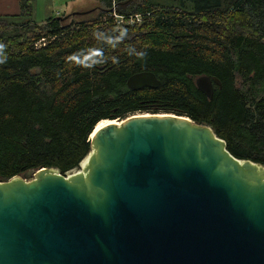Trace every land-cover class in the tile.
<instances>
[{
    "label": "trees",
    "instance_id": "1",
    "mask_svg": "<svg viewBox=\"0 0 264 264\" xmlns=\"http://www.w3.org/2000/svg\"><path fill=\"white\" fill-rule=\"evenodd\" d=\"M20 2V19L0 17V182L65 176L101 122L142 113L207 125L234 158L264 166V0H101L105 11L69 26L37 24L33 0ZM114 14L141 24L118 30ZM139 73L159 87L130 90ZM199 76L222 84L211 101Z\"/></svg>",
    "mask_w": 264,
    "mask_h": 264
},
{
    "label": "water",
    "instance_id": "2",
    "mask_svg": "<svg viewBox=\"0 0 264 264\" xmlns=\"http://www.w3.org/2000/svg\"><path fill=\"white\" fill-rule=\"evenodd\" d=\"M194 84L209 101L222 89ZM159 85L151 73L127 81ZM108 122L81 172L0 182V264H264V166L186 117Z\"/></svg>",
    "mask_w": 264,
    "mask_h": 264
},
{
    "label": "rangeland",
    "instance_id": "3",
    "mask_svg": "<svg viewBox=\"0 0 264 264\" xmlns=\"http://www.w3.org/2000/svg\"><path fill=\"white\" fill-rule=\"evenodd\" d=\"M151 1L156 4L168 5L172 3L174 4V2L177 0ZM102 10L105 11L106 9L105 6H103L101 0H33L31 21L37 24H43L50 17H54L64 19L62 20V25L69 26L74 22L90 20L94 18V16H97L100 12H102ZM119 27L122 30V28L125 27V24L119 25ZM81 171L82 166L80 164L79 168L75 170V172Z\"/></svg>",
    "mask_w": 264,
    "mask_h": 264
},
{
    "label": "crops",
    "instance_id": "4",
    "mask_svg": "<svg viewBox=\"0 0 264 264\" xmlns=\"http://www.w3.org/2000/svg\"><path fill=\"white\" fill-rule=\"evenodd\" d=\"M20 14H21L20 0H0V17L1 18L20 19L19 18Z\"/></svg>",
    "mask_w": 264,
    "mask_h": 264
},
{
    "label": "built area",
    "instance_id": "5",
    "mask_svg": "<svg viewBox=\"0 0 264 264\" xmlns=\"http://www.w3.org/2000/svg\"><path fill=\"white\" fill-rule=\"evenodd\" d=\"M113 16H114V18L116 20L118 19L117 20V26H118L117 29L118 30H121V28L119 27V25H124L125 24V27H126V26H134L135 24H137V25H140L141 24V17L140 16L129 17L127 19H125L123 17H118L115 14ZM40 44H41V42L39 44H37V46L40 45Z\"/></svg>",
    "mask_w": 264,
    "mask_h": 264
},
{
    "label": "bare ground",
    "instance_id": "6",
    "mask_svg": "<svg viewBox=\"0 0 264 264\" xmlns=\"http://www.w3.org/2000/svg\"><path fill=\"white\" fill-rule=\"evenodd\" d=\"M108 124H110L108 121H103V122H101V123L98 125V127H96L94 133H96L98 130H100L101 128H103L104 126H106V125H108ZM94 133H93V134H94ZM91 136H93V135H91ZM86 162H87V158L82 162V166H84V165L86 164Z\"/></svg>",
    "mask_w": 264,
    "mask_h": 264
}]
</instances>
